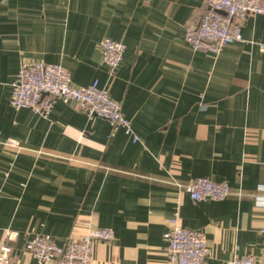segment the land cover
I'll list each match as a JSON object with an SVG mask.
<instances>
[{"label": "crops", "instance_id": "0c3cea01", "mask_svg": "<svg viewBox=\"0 0 264 264\" xmlns=\"http://www.w3.org/2000/svg\"><path fill=\"white\" fill-rule=\"evenodd\" d=\"M203 0H0V229L18 232L13 264H35L34 235L58 244L111 228L91 264H171L163 234L177 215L205 233L201 264L259 257L264 223V15H248L240 41L195 51L184 27ZM126 48L111 71L99 42ZM64 66L75 85L97 81L121 103L133 136L57 100L42 117L14 109L22 62ZM226 182L223 200L194 201L190 180ZM3 240L0 233V244Z\"/></svg>", "mask_w": 264, "mask_h": 264}, {"label": "built area", "instance_id": "2783aa9c", "mask_svg": "<svg viewBox=\"0 0 264 264\" xmlns=\"http://www.w3.org/2000/svg\"><path fill=\"white\" fill-rule=\"evenodd\" d=\"M248 15H264V0H203V13L198 21L184 27L185 41L193 50L217 55L228 44L240 41L241 24ZM125 44L104 37L99 42L102 61L114 71L123 59ZM57 100L73 103L87 117L107 120L114 128L133 136L131 120L121 112V103L113 99L106 88L97 81L87 85H75L69 71L57 63L42 61L22 62L11 84L10 105L14 109L28 108L47 117ZM6 146L17 147L18 141L6 139ZM194 201L206 199L223 200L230 193L226 182H216L207 177H197L182 185ZM264 190V185H259ZM1 195V191H0ZM0 264H13L14 241L18 232L0 229ZM262 247L259 257L242 255L234 257L229 264H264V223L261 229ZM114 238L111 228L91 229L81 239H70L58 244L49 236L34 235L24 243V248L35 259V264H91L94 243L109 242ZM168 261L171 264H201L208 255L205 233L201 229L184 227L177 215L169 219V227L163 234Z\"/></svg>", "mask_w": 264, "mask_h": 264}]
</instances>
